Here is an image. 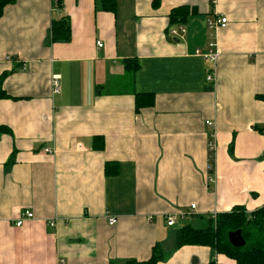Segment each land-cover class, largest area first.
Segmentation results:
<instances>
[{
	"label": "crops",
	"instance_id": "0c3cea01",
	"mask_svg": "<svg viewBox=\"0 0 264 264\" xmlns=\"http://www.w3.org/2000/svg\"><path fill=\"white\" fill-rule=\"evenodd\" d=\"M114 2L16 0L0 17V264H125L155 244L158 264H231L207 247L175 249L174 235L264 207V0ZM182 6L194 13L170 25ZM63 16L70 40L52 43ZM218 16L226 26L209 29ZM135 94L152 105L136 111ZM110 162L117 174L105 176ZM23 210L33 218L16 227Z\"/></svg>",
	"mask_w": 264,
	"mask_h": 264
},
{
	"label": "trees",
	"instance_id": "16d2710c",
	"mask_svg": "<svg viewBox=\"0 0 264 264\" xmlns=\"http://www.w3.org/2000/svg\"><path fill=\"white\" fill-rule=\"evenodd\" d=\"M16 0H0V17L5 10L15 4ZM56 8L61 7V0H52ZM102 9L107 12H114V0H99ZM155 7V1L152 4ZM194 13L193 9L188 7H178L170 11L168 20L170 25H182L188 19L189 15ZM70 23L67 16L53 20L48 32V39L52 43H66L70 40ZM131 73L137 71L136 61L128 63ZM7 74L0 75V99L7 97L2 89V82ZM264 101V97H259ZM153 96L149 94H135V110L144 106H151ZM0 133H8V129L0 127ZM95 150L103 149V139L95 137L92 141ZM212 155L209 156L212 166ZM105 176L117 174L116 165L113 162L106 163L104 166ZM241 231V236L245 241L242 248H234L229 242L227 235L229 232ZM186 246L207 247L216 254L222 255L232 261L234 264H264V207L247 213L241 206H236L230 212L216 214L215 219H210L206 228L197 229L191 225H185L175 231L174 248L180 249ZM164 251L155 244L150 251L149 258L145 261L129 260L125 264H158L164 258ZM209 264H214L209 263Z\"/></svg>",
	"mask_w": 264,
	"mask_h": 264
},
{
	"label": "built area",
	"instance_id": "2783aa9c",
	"mask_svg": "<svg viewBox=\"0 0 264 264\" xmlns=\"http://www.w3.org/2000/svg\"><path fill=\"white\" fill-rule=\"evenodd\" d=\"M226 24H227V19L224 16H218L215 20H209L208 21V27H209V29H211V28H224L226 26ZM184 32H185V30L183 28L182 29H179V30H173V29H171V30L168 31V34L170 36H173V37H178L179 35L184 34ZM96 45H97L98 48H101L102 47V44L100 42H97ZM214 47H215V44L213 42H210L208 44V48H209L208 49V52L204 55V58L206 60H210V61L213 62V61H215L217 59L218 54L214 53V51H213V48ZM196 53L198 54L199 51H197ZM206 80L208 82L213 81L214 80L213 73H209L206 76ZM52 83H53V92L54 93H57L58 92V82H57V78H53ZM206 125L211 126L212 123L206 122ZM212 139H213V134L210 135V141L208 143V152L210 153L209 156L214 153V143H213V140ZM44 152L45 153H50L51 150L44 149ZM194 207L195 206L192 205L191 206V209H194ZM215 216H216L215 214L212 215L211 216V219L214 220L215 219ZM181 217L184 218L185 216L182 215ZM32 218H33V214L31 212H29L27 210H23L22 212H20V214H19V216H18V218H17V220L15 222V226L16 227H20L25 220L32 219ZM55 220L56 219H54V220H52V221L49 222V226L50 227H54ZM165 220H166V225L168 227L174 226L175 221H174L173 216H167L165 218ZM108 224H109V226H113L114 224H116V219L115 218H110L108 220Z\"/></svg>",
	"mask_w": 264,
	"mask_h": 264
},
{
	"label": "water",
	"instance_id": "95a60500",
	"mask_svg": "<svg viewBox=\"0 0 264 264\" xmlns=\"http://www.w3.org/2000/svg\"><path fill=\"white\" fill-rule=\"evenodd\" d=\"M229 244L234 248H242L245 246V241L241 236V231L229 232L227 235Z\"/></svg>",
	"mask_w": 264,
	"mask_h": 264
},
{
	"label": "rangeland",
	"instance_id": "374dc122",
	"mask_svg": "<svg viewBox=\"0 0 264 264\" xmlns=\"http://www.w3.org/2000/svg\"><path fill=\"white\" fill-rule=\"evenodd\" d=\"M200 222V221H199ZM195 223V222H187V223H189V224H187V225H191L192 227H194V228H197V229H203V228H206L207 226H208V218H205L202 222L203 223ZM180 226V227H182V225L179 223V224H177V226ZM178 226V227H179ZM183 226H185V224L183 225ZM177 228H175V230H176ZM228 260V262H230L231 264L233 263L232 262V260H230V259H227Z\"/></svg>",
	"mask_w": 264,
	"mask_h": 264
}]
</instances>
